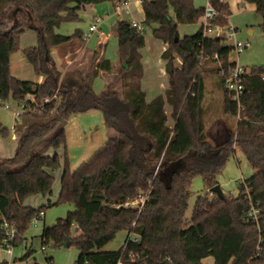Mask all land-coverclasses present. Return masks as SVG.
<instances>
[{
  "label": "trees",
  "instance_id": "16d2710c",
  "mask_svg": "<svg viewBox=\"0 0 264 264\" xmlns=\"http://www.w3.org/2000/svg\"><path fill=\"white\" fill-rule=\"evenodd\" d=\"M118 1L122 0H0V100L28 104L22 128L16 125L19 147L15 155L0 158V239L4 224L13 225L18 233L15 246H19L33 220L41 219L40 214L52 205L53 173L62 167L59 152L63 149L55 205L71 204L75 211L44 229L40 237L44 248L50 243L62 246L70 239L79 250L76 264H203L207 257L214 264H264V67L250 70L240 110L221 74H229L235 66L230 57L233 46H226L219 36L207 37L203 26L196 34L180 38L179 25L198 24L205 8H196L194 0H146L142 24L168 45L162 55L170 83L165 96L146 102L140 53L146 31L124 20L112 27L117 63L94 52L86 70L61 73L52 50L83 43L84 33L77 30L63 36L57 29L63 23L80 21L86 6ZM243 1L255 6L264 34V0ZM209 3L217 10L209 26L229 28V5L221 0ZM27 31L37 33L38 43L22 52L34 75L44 78L39 83L12 74L11 58L20 51V39ZM206 63L216 66L224 114L237 124L230 139L218 144L210 141L201 106L205 95L201 72ZM103 72L108 79L97 94L93 84ZM197 79L195 125L189 98ZM45 97L52 100L43 103ZM166 105L173 108L175 123L181 114L184 117L190 135L186 148L178 125L168 123ZM90 110L100 111L104 125L115 135L71 170L66 123ZM0 128L1 137L8 139L9 130ZM236 148L255 173L239 185L236 197L224 193L198 197L187 222L193 180L200 176L209 190L218 186L217 177ZM141 194L148 195L142 211L125 207ZM36 196L47 198L48 205L25 206L28 198ZM253 207L258 210V221L249 217ZM121 231L136 238H129L119 251L102 252Z\"/></svg>",
  "mask_w": 264,
  "mask_h": 264
},
{
  "label": "rangeland",
  "instance_id": "374dc122",
  "mask_svg": "<svg viewBox=\"0 0 264 264\" xmlns=\"http://www.w3.org/2000/svg\"><path fill=\"white\" fill-rule=\"evenodd\" d=\"M208 0H194V5L196 8H205ZM246 7V6H244ZM235 9V8H234ZM109 14V15H107ZM95 16L102 17L101 30H98L91 34L90 38L86 42H78L76 46H70V48H54L52 53H58L61 58V68L63 71L71 70L75 68H82L86 70L87 66L91 63V58L93 53L88 52L87 46L93 48L97 47L98 38L104 34L109 38V46L107 51V58L114 63H117V51L118 44L117 39L112 33V19H117L112 10V6L109 2L102 6L101 9L95 13ZM80 21L63 23L58 29L57 33L63 36H70L74 34L77 30H81L84 33H88L89 26L93 23V14L82 12ZM201 22V20L199 21ZM261 17L250 7H246L244 11L234 10V13L228 20V25L233 26L232 28H238L239 32L236 33L235 38H226L227 30L220 34L221 38L225 41V45L232 47L236 42H242L243 44L250 45L242 53L236 55L234 52L231 57H234L235 61L247 70H252L253 68L264 67V34L261 30ZM199 29L198 24L193 25H179L180 36L192 35L196 33ZM151 30L146 29L145 36L150 35ZM249 32L252 35H249ZM229 36V35H228ZM226 38V39H225ZM38 43L37 33L34 31H27L22 35L19 47L20 51L15 53L11 58L12 63V74L14 77L20 80L28 81H38V78L34 75L33 68L30 63L27 62L22 50L35 47ZM74 60V62H73ZM73 62L70 66L69 62ZM209 71L211 74H215L216 66L210 63H206L203 66L202 72ZM216 75V74H215ZM108 79L107 75L105 76ZM110 78V77H109ZM103 78L99 77L96 80L97 91L98 85L100 86L103 82ZM194 86V85H193ZM195 86H197L195 84ZM12 109L4 110L0 108V126L9 130L8 139H3L0 135V152L1 157H13L19 147L18 141H13L12 137L16 134L12 133V129L15 125L18 128H22V120L17 123V117L15 111L19 108V104L13 99L8 100ZM224 109H220L219 106L216 107L214 111V119L220 116L224 117ZM213 119V120H214ZM227 120L231 121L229 118ZM1 131V128H0ZM110 130L106 125H104V118L100 111L90 110L88 113L79 114L73 116L66 123V142L67 151L66 157L69 160L70 169L74 170L80 166L83 162L89 160V158L98 151L101 147L105 145L108 140ZM115 135V134H114ZM3 144V147L1 146ZM6 149V154L4 150ZM9 150V151H8ZM62 167L53 173L55 177V182L53 185V196L50 197L51 206L48 205V199L41 196L28 198L25 204L32 205L33 208H40L42 205H46L45 215L37 220V223H31L30 227L27 229L23 236V242L19 246H15L13 250V255L11 257L9 254L0 249V264H76L79 258V250L77 246H70L68 248L63 246H55L53 243L45 246L42 251V240L40 239L45 228H52L57 224L59 219H65L70 212L75 211V207L71 204L60 203L55 205L58 201V196L60 193V180L63 171L64 159L61 158ZM255 173L254 169L249 166L244 154L236 148L234 155L230 156L222 172L217 177L218 186L225 195H232L236 197L239 192V185L251 178ZM214 197L215 194L212 190L207 189L204 186L203 179L198 176L193 180L192 184V195L188 200V210L185 214V220L190 221L193 213L195 202L198 197ZM131 238L135 239L134 234H130L127 231L119 232L113 241L108 243L101 251L102 252H116L124 247L126 241ZM71 243V240H70ZM27 252H30L29 257H26ZM203 264H214L212 257H207Z\"/></svg>",
  "mask_w": 264,
  "mask_h": 264
},
{
  "label": "crops",
  "instance_id": "0c3cea01",
  "mask_svg": "<svg viewBox=\"0 0 264 264\" xmlns=\"http://www.w3.org/2000/svg\"><path fill=\"white\" fill-rule=\"evenodd\" d=\"M221 2L227 3L229 5L230 9L232 10V14L234 13L235 9L237 11L246 10L247 6L253 10L256 9L253 4H249L247 2L245 3L243 0H221ZM110 4L112 6V10L114 12V15L116 17H118L116 20L112 19V22H111L112 26L116 22L122 21V20L128 21L130 23H132L134 21L137 23H141V24L143 23L144 11H143L142 5H139L138 2H134V3L130 4L127 9L122 11L123 13L121 15L116 12L115 5L112 3H110ZM104 5H106V3H103V4L98 5V6H86L85 9L80 12V17H81L82 12L84 14H86L89 11V13L93 14V19H92L93 23H94L95 19H98V18L101 19V23H102L103 18L95 16V13L98 11V9H101V7ZM244 6H246V7H244ZM107 15H109V14H107ZM93 23L91 25H93ZM101 23L97 25L98 30H101V26H100ZM203 24H204V20L201 19V22L198 23L199 29L202 27ZM231 27H233V26H230L229 28H231ZM199 29H198V31H199ZM234 29L236 31L235 32V36H236V33L239 32V30H238V28H235V27H234ZM149 30H151L150 35L148 37L145 36V43H146L145 47L140 50L141 57H142L141 60H142V64H143V76H144L142 83H141V87H142L143 92H145V99H146L147 103H151L152 100H154L155 98H157L159 96H165V94H166V92L170 86L169 75H167V73H166L167 61L162 58V55L167 50L168 45H166L162 41H159L153 37V35H152L153 29L152 28H150ZM196 33H194V34H196ZM85 34L86 33H84V35ZM194 34H192V35H194ZM249 35L251 36L252 33L249 32ZM185 36H190V35H184L183 37H185ZM183 37L180 36L181 39ZM219 37H221V36H219ZM108 38H109L108 36L102 34L98 38V41L96 43L97 47L95 48V46H94L93 48H91L90 46H87V49H88L87 51L91 52V53L96 52L97 54H99V58H103V57L107 58V51H108V46H109V39ZM52 57H53L54 62L57 63V68L61 73L65 74L66 72H68V70H66V71L62 70V68H61L62 62H61V58H60L58 53H52ZM73 62H74V60H73ZM73 62L72 61L69 62L68 65L70 66L71 64H73ZM232 62L237 63V61H235L234 57H231V63ZM178 63H179V65H181L180 59H178ZM201 74H202L203 79H204V90H205V95H204V99L201 103V106L203 107V110H204V112H203L204 113V119L207 122L206 127L208 130V135H209L210 141L213 144L223 143V142L229 140L230 131L234 130L236 128L237 124L235 121L233 122V121L227 120V117L225 115H224V117L220 116L217 119H214V111H215L216 107L219 106L220 109L221 108L224 109L223 96H222V92L219 88L220 80L217 76H215V74H211L209 71L201 72ZM105 76H106V74L104 72L100 73L99 77H102L104 80L100 86L98 85L97 91L95 90L97 79L95 80V82L93 84V90L95 93L100 94L104 90V87L106 84V77ZM43 80H44V78L39 77L38 81H35V82L39 83V82H42ZM195 84L197 86H195ZM197 88H198V79L194 82V86L192 87V91L194 92L193 94H196V96L190 95V98H189L190 107H191L192 113H193V123H195V125H196L197 110H198L197 109L198 108V106H197V102H198V100H197V92H198ZM165 107H166L165 111H166V114L168 116L169 125L171 127L178 125L179 130H180V136L182 139V147L186 148L187 144L190 141V135H189L188 127H187L186 123L184 122L183 115L181 114L179 116L177 122L175 123L173 121V119L171 118L173 108L170 105H166ZM113 135H114L113 131H109L108 137H111ZM12 140L17 141V136L14 135L12 137ZM1 146L3 147V144ZM0 152L2 153L3 151H0ZM4 152L6 154V149L4 150ZM59 154H60L61 158H64L63 149L60 150ZM0 158L1 159H9L10 157H1L0 156ZM63 166H64V163H63ZM60 175L62 177V173H60ZM27 205L32 207V205H30V204H27ZM25 206H26V204H25ZM44 249L45 248L42 247V251ZM11 255H13V253ZM11 255H9V256L11 257ZM4 264H8V263H4Z\"/></svg>",
  "mask_w": 264,
  "mask_h": 264
},
{
  "label": "built area",
  "instance_id": "2783aa9c",
  "mask_svg": "<svg viewBox=\"0 0 264 264\" xmlns=\"http://www.w3.org/2000/svg\"><path fill=\"white\" fill-rule=\"evenodd\" d=\"M144 1L146 0H122V1H118L117 4L115 5V10L117 13H119L120 15L123 13L122 11H124L125 9L128 8V6L134 2H138L139 5H143ZM217 16V10L214 9L209 1L207 2V5L205 7V14L203 16V20H204V24L202 25L204 28V34L207 37H212L214 38L215 36H220V34H222L223 32H226L227 38H231L234 37L235 38V29L234 28H222L220 26H215L214 28H212L211 26H209V22L212 21L215 17ZM101 23V19H95L93 25H91L88 29V33H86L83 37L84 42L88 41V39L90 38L91 34H93L94 32L98 31L97 29V25ZM132 27L137 28L138 31L140 32H145L146 31V27H144L143 24L141 23H137V22H132L131 23ZM250 45V43L248 42L247 44H243L242 42H236L235 45L233 46V52L236 55H239L240 53H242L246 48H248V46ZM216 58V57H215ZM229 74H226L224 71H221V74L223 76H225V88L226 90L229 91V93L232 96V99L236 102V104L239 106L240 110H241V99L245 93V89H244V85L246 82V79L248 77V75H250V70H247L244 67H241L238 63H235V66L232 68L231 71L228 72ZM261 78L264 81V74H261ZM192 96H196V94H191ZM57 95L55 94L54 98H56ZM32 104H36V100L34 98L30 99ZM52 99L49 97H45L44 99H42L43 103H49ZM27 107L28 104L27 103H23V104H19V108L15 111V115L17 117V123L20 122L22 120V117L24 116V114L27 112ZM0 108L4 109V110H10L12 109L9 102H3L0 100ZM12 133L16 134L17 133V127L16 125L13 127L12 129ZM148 200V195L147 194H141L139 195L138 198H136L135 200L132 201H128L126 202L124 205L125 207H131L133 209H136L138 212L142 211L145 208V203ZM45 212H42L40 214V218H42L44 216ZM258 215V210L256 208H252L251 213L249 214V217L251 219H253L254 221H258L257 218ZM37 220L39 219H34L33 223L36 224ZM4 236L2 239H0V249L6 251L9 255H11L13 253V250L15 248V243L17 241L18 238V233H17V229L15 228V226L13 225H9L7 223L4 224Z\"/></svg>",
  "mask_w": 264,
  "mask_h": 264
},
{
  "label": "water",
  "instance_id": "95a60500",
  "mask_svg": "<svg viewBox=\"0 0 264 264\" xmlns=\"http://www.w3.org/2000/svg\"><path fill=\"white\" fill-rule=\"evenodd\" d=\"M212 192L213 194L218 195V196L223 194L221 186H216L215 188L212 189ZM62 246L66 248L70 247L71 246L70 239H68L65 243H63Z\"/></svg>",
  "mask_w": 264,
  "mask_h": 264
}]
</instances>
